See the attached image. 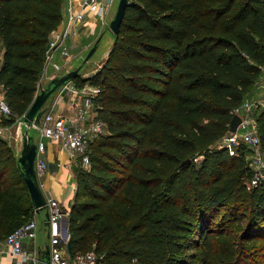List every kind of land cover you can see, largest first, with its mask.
Listing matches in <instances>:
<instances>
[{"label": "trees", "instance_id": "obj_1", "mask_svg": "<svg viewBox=\"0 0 264 264\" xmlns=\"http://www.w3.org/2000/svg\"><path fill=\"white\" fill-rule=\"evenodd\" d=\"M65 0H0V83L13 123L37 92ZM100 39V38H99ZM264 65V0H128L91 78L107 125L76 166L72 254L106 264H264V184L217 146ZM264 150V107L257 115ZM199 158V159H198ZM188 160V161H186ZM34 216L0 136V239Z\"/></svg>", "mask_w": 264, "mask_h": 264}, {"label": "built area", "instance_id": "obj_2", "mask_svg": "<svg viewBox=\"0 0 264 264\" xmlns=\"http://www.w3.org/2000/svg\"><path fill=\"white\" fill-rule=\"evenodd\" d=\"M114 0H65L62 25L54 28L49 35L45 61L40 73L37 89L43 77H52L48 74V65L51 64L56 75L58 70L70 65L74 57V48L83 27L85 35L96 29L99 23H104L110 12ZM56 50V51H55ZM58 53L60 60L55 59ZM256 86L263 89L262 95L250 94L232 109L233 113L240 115V121L234 131L228 130L217 142L219 147L234 149L244 145L247 149L246 159L251 170V177L246 181L248 188L264 184V150L261 148L260 135L257 128V115L264 107V76ZM40 90V89H39ZM38 92V91H37ZM36 92V93H37ZM51 103L43 107L37 129L35 171L37 176L46 169L43 154L49 140L58 141L62 149L83 167L90 165L89 146L95 136L105 133L107 125L103 118L98 116L95 97L99 93V86L93 82L85 81L76 84L73 79L60 85L55 91ZM64 101L63 110H57L59 102ZM13 112L5 98L4 89L0 83V135L5 134L12 124L3 123L2 120L12 116ZM49 212V264H69L66 241L61 232V218L68 215L69 210L61 207L53 197H46ZM39 222L36 217L23 223L4 239L8 254L12 260L9 264H27L30 260H37L35 254L24 247V239H35ZM71 264H106L102 255L94 251L78 253L73 256ZM124 264V263H119Z\"/></svg>", "mask_w": 264, "mask_h": 264}, {"label": "water", "instance_id": "obj_3", "mask_svg": "<svg viewBox=\"0 0 264 264\" xmlns=\"http://www.w3.org/2000/svg\"><path fill=\"white\" fill-rule=\"evenodd\" d=\"M128 0H118L116 9L110 19L108 26L113 32L117 34L119 26L124 14ZM98 40L89 48L85 60L88 59L98 45ZM80 66L73 69H69L61 75H54L49 79L46 85L42 86L40 90L35 94L33 101L27 110L19 118L20 121L25 125V130L23 132V141L21 146L20 155L17 157V164L22 176V179L27 187L34 212L36 214H41L43 212L44 219L43 223L49 225V212L47 210V201L44 192L38 181V176L35 171V157H36V143L34 141V136L29 133L30 127H35L39 124L40 116L43 112V104L60 85L66 83L67 81L73 79L80 72ZM240 121V115L238 113H233L229 123V130L234 131ZM188 161V160H186ZM64 240L66 241V249L69 257V264L72 263L73 254L71 250V244L69 239V230L67 229L64 233ZM37 264H49V245H45L44 248H39L37 252Z\"/></svg>", "mask_w": 264, "mask_h": 264}, {"label": "crops", "instance_id": "obj_4", "mask_svg": "<svg viewBox=\"0 0 264 264\" xmlns=\"http://www.w3.org/2000/svg\"><path fill=\"white\" fill-rule=\"evenodd\" d=\"M63 8H65L64 4L62 6V13H63ZM61 25H62V22H60L59 25L56 26L55 28H59L61 27ZM75 47H74L75 49L73 48V51H74V54L76 55V50H78V52L80 50L77 49L78 46H75ZM55 59L60 60L58 57V53H56ZM52 72H53V67L51 64H49L48 74L50 75ZM262 76H264V65H262L261 72L256 78L249 95L250 94H257V95L263 94L262 87L256 86V82ZM45 78L49 79V77H43L42 80H44ZM54 96H55V92L51 93L50 96L48 97L50 98L48 102L49 104L53 100ZM64 106H65L64 101L59 102L57 106V110L59 111L63 110ZM36 133H37V129H36ZM37 136H38V133L36 134V138H34V141H36ZM43 157L46 161L47 166H46L45 171L41 175H38V181L41 186V189L44 192L45 197H53L60 203L62 208L69 210L70 204L74 200V196L76 192V166H78V164L74 161V159L69 157L68 153H66L62 149L60 143L54 140L47 141L46 149L43 154ZM34 216L37 218L39 222V227L37 230L36 237L35 239L26 238L24 239L23 243H24L25 249H27L29 252L31 250L32 254H35L37 257V252L39 248H44L45 245H47L49 242L48 240L49 230H48V226H46L43 223V219H44L43 214L38 217V214L34 212ZM61 227H62L61 235L63 238L65 235L64 234L65 231L68 229V216L67 215L61 218ZM11 260L12 258L7 252L4 239H0V264H9ZM27 264H37V260L36 261L30 260L28 261Z\"/></svg>", "mask_w": 264, "mask_h": 264}, {"label": "rangeland", "instance_id": "obj_5", "mask_svg": "<svg viewBox=\"0 0 264 264\" xmlns=\"http://www.w3.org/2000/svg\"><path fill=\"white\" fill-rule=\"evenodd\" d=\"M117 2L118 0H114L110 12L107 16V20L104 23H99L96 29H94L88 35L84 34L83 27L80 28V35L76 45L78 46L77 49H79L80 51L78 52V50H76V55H74V57L69 61L70 65L67 67V70L80 66L79 69L80 75L88 78L94 76L96 72L99 70L102 63L104 62L106 55L109 52V49L114 39V34L109 28L108 23L112 18L113 13L116 9ZM63 12H64V8H63ZM97 39H99L97 48L95 49L93 54L88 59L85 60L84 58L89 48L97 41ZM58 71L61 72L58 75H61L62 73L66 72V67H62ZM56 72H57L56 70L52 72L53 76L56 75L55 74ZM49 79L45 78L44 80H42L41 85L38 87L37 91H39V89L42 86L46 85ZM49 100L50 98H47V100L43 104V107L48 104ZM24 130H25V125L20 121L19 117H16L10 129L6 130L5 134L0 135L2 139H5L7 145L10 147L16 158L20 155ZM28 132L32 133L34 138H36L37 133L35 127H30ZM42 214L43 212L40 215H38V217L41 216ZM34 217L35 216H32L31 218Z\"/></svg>", "mask_w": 264, "mask_h": 264}]
</instances>
